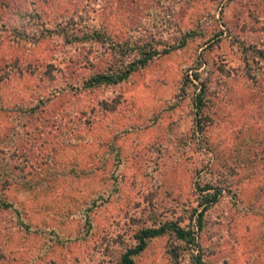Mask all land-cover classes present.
<instances>
[{
    "label": "rangeland",
    "instance_id": "1",
    "mask_svg": "<svg viewBox=\"0 0 264 264\" xmlns=\"http://www.w3.org/2000/svg\"><path fill=\"white\" fill-rule=\"evenodd\" d=\"M166 222L195 245L133 264H264V0H0V264H116Z\"/></svg>",
    "mask_w": 264,
    "mask_h": 264
},
{
    "label": "trees",
    "instance_id": "2",
    "mask_svg": "<svg viewBox=\"0 0 264 264\" xmlns=\"http://www.w3.org/2000/svg\"><path fill=\"white\" fill-rule=\"evenodd\" d=\"M57 33H60L58 31H55ZM56 33V34H57ZM85 38L94 39V40H103L101 37V32L98 30L92 29L90 31L84 32L83 35ZM77 38V37H74ZM152 53L148 52L147 50H144L141 46L136 45L131 51V57L123 63L119 68L106 71H101L98 73H95L91 75L88 79L85 80L84 85L86 87L95 88L98 86H106V85H114L116 83H119L135 71L138 68L143 67L146 65V63L149 61L150 58H152ZM200 82V89L198 92L195 93L193 97V108H194V114H198L201 112V108L204 106V98L207 86L205 83V80H199ZM203 102V103H202ZM196 127L198 130H200V125L196 123ZM206 188L210 187H201V191L206 190ZM212 188V187H211ZM219 194V190L216 189L211 193H206V195H203L202 199V205L203 207L196 213V216L194 218V226L196 229L201 228V216L203 211L205 210L206 206L209 204H213L217 201ZM165 233H170L173 235L174 238H176L178 241L182 242L186 246H194L195 245V232L192 227H188L186 229L176 225L173 222H166L161 225H158L156 227H146L140 229V231L137 233L136 238V244L132 247H129L125 249L118 258V261L116 264H133L134 257L143 250V248L146 246V242L153 237L161 236ZM169 251L171 252V255L174 257L177 254V250L175 247L171 246L169 248ZM190 262L191 264H204V262L201 260L199 252L190 254Z\"/></svg>",
    "mask_w": 264,
    "mask_h": 264
}]
</instances>
